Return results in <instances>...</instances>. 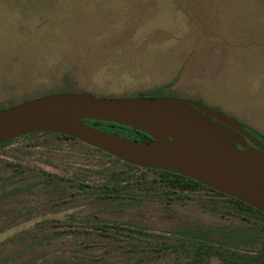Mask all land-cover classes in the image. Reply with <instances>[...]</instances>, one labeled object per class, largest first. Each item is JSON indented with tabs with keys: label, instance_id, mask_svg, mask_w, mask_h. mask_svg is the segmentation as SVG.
<instances>
[{
	"label": "rangeland",
	"instance_id": "374dc122",
	"mask_svg": "<svg viewBox=\"0 0 264 264\" xmlns=\"http://www.w3.org/2000/svg\"><path fill=\"white\" fill-rule=\"evenodd\" d=\"M171 82L161 96L216 110L264 142V0H0V106L60 92L150 97ZM222 127L244 149L258 151ZM8 161L27 168L17 174ZM110 167L118 171L124 165L53 135L20 136L1 146L0 260L177 264L157 253L136 261L140 254L122 249L129 239L125 235L94 245L101 238L89 226L95 217L136 226L155 238L187 232L243 250L261 247L249 239L264 229V217L204 187L175 194L136 189L122 199L105 198L98 185L107 176L99 170ZM46 173L64 177L66 190L43 185L38 175ZM141 173L133 169L127 176ZM11 187L17 191L8 193ZM47 219L90 232L34 245L44 232L57 229L40 225ZM86 239L91 246L82 248ZM210 264L221 263L212 258Z\"/></svg>",
	"mask_w": 264,
	"mask_h": 264
},
{
	"label": "water",
	"instance_id": "95a60500",
	"mask_svg": "<svg viewBox=\"0 0 264 264\" xmlns=\"http://www.w3.org/2000/svg\"><path fill=\"white\" fill-rule=\"evenodd\" d=\"M86 120L126 125L153 142L125 138ZM222 125L251 140L258 151L240 147ZM41 132L72 137L134 166L190 177L264 213V142L236 120L200 103L165 96L60 92L0 109V144Z\"/></svg>",
	"mask_w": 264,
	"mask_h": 264
},
{
	"label": "trees",
	"instance_id": "16d2710c",
	"mask_svg": "<svg viewBox=\"0 0 264 264\" xmlns=\"http://www.w3.org/2000/svg\"><path fill=\"white\" fill-rule=\"evenodd\" d=\"M173 83H168L167 85L161 86L159 88L154 89L151 92L150 96L153 97H161V91L171 86ZM51 94V93H49ZM47 95V94H45ZM44 96V95H42ZM140 96H146L142 93ZM40 97V96H39ZM29 100V99H28ZM26 101V100H25ZM23 102V101H22ZM21 103V102H20ZM18 104V103H16ZM16 104H12L10 106H14ZM9 106H0V109L6 108ZM89 124H92L96 127L102 128L106 131L115 133L125 138H130L134 140H138L141 142H153V138H151L148 134L138 131L132 127L122 125L116 122H108V121H100V120H86ZM40 133H31L27 134L29 136L36 135ZM41 134L53 135L60 139H68L77 141L87 147L93 148L99 152H102L114 159L122 162L124 168L121 170H112V168L100 169L99 172L107 176V178L98 185L99 194L104 196L105 198L112 199H122L125 198L124 195H130L136 189L144 191L153 190L156 188H162L166 193H176L177 191L185 192L192 191L197 189L198 187H204L210 189L212 191L221 193L214 189H211L200 182L190 178L183 176L181 174L173 173L166 170L160 169H152V168H142L138 166L131 165L129 163L123 162L120 159L96 148L92 147L84 142H81L72 137L61 135L53 132H41ZM25 136V135H24ZM18 138V137H17ZM16 138L6 141L0 144V147L5 144H10ZM8 165L12 167L15 173L21 174L23 170L27 168L22 163H15L8 161ZM133 169L142 170L143 173L137 176L135 179H132L127 176V173ZM146 171H154L158 176L154 178H149L146 176L144 172ZM16 174V175H17ZM38 180L43 185H49L53 187L55 190L61 189L62 192L66 190V186L64 183L65 178L59 177L58 175L52 173H46L42 175H38ZM14 181H8V184H12ZM97 186V185H96ZM16 188L14 187L8 188V193L16 192ZM226 195V194H224ZM228 196V195H226ZM231 200L236 203L243 204L246 208L251 211L253 214H260L264 217V213L251 205L231 196H228ZM63 221L59 219H47L42 222L40 225L42 227L47 228H57L52 232H44V235L39 238V241L34 245H42L43 243L49 244L53 242L56 238L63 236V234L71 233L73 236L80 237L84 234L90 232L87 229H76V228H62L61 225ZM95 231V235L100 236V241H95L94 245H101L104 239L115 238L119 239L120 235H125L128 237V241L123 245L122 249H125L128 253L140 254L136 261H144L152 257L151 253H157L158 256H166L168 255L172 261L177 264H210V260L212 258H218L221 264H264V229L256 232H253L251 238L249 239L256 244L261 243V247L259 249L252 250H243L235 247H231L225 244H218L214 240L211 239L210 236L201 234V235H192L191 233H186L187 236L174 237L171 238L167 235H158L155 238L154 233H149L141 228H138L133 225L123 224L119 222H109L106 220H102L98 217H95L94 223L89 225ZM92 229V230H93ZM183 233V232H182ZM139 237L140 239H144V241L140 242V239H136ZM263 244V245H262ZM80 246L82 248L90 247V242L86 240L80 241ZM93 246V245H92ZM131 255V254H130ZM132 256V255H131ZM0 264H6V260H0Z\"/></svg>",
	"mask_w": 264,
	"mask_h": 264
},
{
	"label": "flooded vegetation",
	"instance_id": "af4514ba",
	"mask_svg": "<svg viewBox=\"0 0 264 264\" xmlns=\"http://www.w3.org/2000/svg\"><path fill=\"white\" fill-rule=\"evenodd\" d=\"M250 141V143L253 145V146H255L256 148H258V146L255 144V143H253L251 140H249ZM240 147H242L240 144H238ZM243 148V147H242ZM259 149V148H258Z\"/></svg>",
	"mask_w": 264,
	"mask_h": 264
}]
</instances>
